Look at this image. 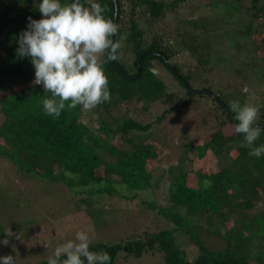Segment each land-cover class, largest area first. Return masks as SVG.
I'll list each match as a JSON object with an SVG mask.
<instances>
[{
	"label": "trees",
	"instance_id": "obj_1",
	"mask_svg": "<svg viewBox=\"0 0 264 264\" xmlns=\"http://www.w3.org/2000/svg\"><path fill=\"white\" fill-rule=\"evenodd\" d=\"M189 1L96 0L119 26L112 39L121 43L120 59L103 66L111 100L92 110L66 109L54 118L43 112L42 100L51 94L33 86L30 58L16 53L28 17L42 18L38 0H0V169L45 180L51 198L62 196L55 188L60 185L88 210L116 199L130 205L136 232L115 245H90L91 251L107 252L110 264H117L119 253L124 258L159 254L157 264H264V156H250V149L241 147L243 136L233 134L238 121L224 103L232 84L215 89L211 80L219 65L225 77L243 68L264 82V72L255 70L264 63V0H203L221 15L213 23L185 17ZM222 42L228 55L214 51ZM204 100L211 107L202 110V123L212 130L202 145L184 138L187 160L167 171L165 147L152 139L153 132L170 118L182 125L185 113L200 109ZM156 107L163 110L153 119ZM255 124L264 129V107ZM260 145L264 131L255 142ZM209 151L222 169L191 170L189 165ZM56 201L61 206L63 201ZM211 235L225 247L211 249L203 239ZM187 241L192 248L185 247Z\"/></svg>",
	"mask_w": 264,
	"mask_h": 264
},
{
	"label": "rangeland",
	"instance_id": "obj_2",
	"mask_svg": "<svg viewBox=\"0 0 264 264\" xmlns=\"http://www.w3.org/2000/svg\"><path fill=\"white\" fill-rule=\"evenodd\" d=\"M182 12L185 17L191 15V17L200 21L210 19L211 23L215 22L213 18L216 20V16L221 17L219 12L216 13L215 8L205 7L203 0L189 1ZM14 13L16 11L10 12V15L12 16ZM210 27H212V24ZM0 31H2V26H0ZM232 41L233 39H229L227 42L232 46L234 44ZM228 49L229 47L222 42L216 44L214 51H222L225 55H228ZM252 56H257L255 51H252ZM218 67L219 65L215 66L216 70L213 72L211 79L214 81V88L218 89L220 87V89L225 90L227 85L232 84L227 89L229 98L224 99L226 105L229 106V101L239 100L241 105L247 103L259 110L264 107V88L259 85L263 84L264 86L263 80L253 75L250 70H243L242 68L240 72L231 74L233 80L231 81V78L222 75L221 68ZM255 70L257 73L264 72V63L261 62L259 66L256 65ZM216 83L222 85L217 86ZM243 83L248 89L246 94L241 91L244 86ZM178 89V87L173 88L171 92ZM201 105L200 109H191L188 113H185L183 119L185 121L184 123L181 122L182 125H176L177 120L170 118L166 120L165 125L160 124L159 128H156L153 132L152 139L165 147L164 158L167 171L171 169L172 164L179 162V159L187 160L185 153L181 150L184 138L192 137L191 142L195 140L199 145H202L205 143L209 131L212 130L213 126L204 125L201 117L202 110H208L211 105L206 100L201 102ZM162 110L159 107L153 108L151 112H154L153 119L155 115H160ZM107 113L108 111L101 114L105 116ZM171 128H176L177 131L171 132ZM166 131H169V133ZM233 134H235V131H233ZM181 141L182 143L179 144ZM235 154L236 151H232L230 156L234 158ZM108 159L112 158L108 157ZM0 163H2L1 158ZM221 164L214 154L209 151L205 158L194 162L189 167L193 171L205 170L207 173L212 174L222 169L219 166ZM9 170L0 169V241L5 238L9 239L7 246L0 244V254L3 256L12 255L16 260V264L47 262L48 257L53 254L55 248L69 240H74L78 231H85L89 235L90 245L98 241H106L111 245H115L121 243L125 237H131L136 232L137 223L135 218L131 217V206L124 202L117 199L116 201L110 200L109 204L101 205V207L96 205L94 209L90 208L88 210L89 207L83 204L78 206V202L71 201L70 198L72 197L69 198L71 192L68 189L60 185L55 186L62 196L53 194V198H51L45 180L40 182L39 178L35 176H29L26 179L24 174L14 173L15 171L11 167ZM159 194L158 201L160 202L163 194ZM150 195L147 193L141 194L142 197L149 199ZM56 200L63 201L61 206L56 204L59 203ZM53 202L54 206H52ZM83 207H86L87 211L82 210ZM34 225L35 227H33ZM49 228H52L51 232L48 231ZM9 230L14 234L11 237H7L6 234ZM222 232L224 233L225 230L223 229ZM17 236H20V239H17ZM203 239L215 251L225 247V243L217 236H204ZM186 246L193 247L188 241L185 244ZM149 254H144L140 258H124L123 254L119 253L117 264H157L160 255L156 254L155 257H152ZM251 264L257 263L252 261Z\"/></svg>",
	"mask_w": 264,
	"mask_h": 264
},
{
	"label": "clouds",
	"instance_id": "obj_3",
	"mask_svg": "<svg viewBox=\"0 0 264 264\" xmlns=\"http://www.w3.org/2000/svg\"><path fill=\"white\" fill-rule=\"evenodd\" d=\"M35 7L41 13L39 20L28 17L25 30L19 34L16 50L19 58H30L35 69L33 86L42 85L50 98L42 100L45 115L58 118L68 109L80 106L92 110L110 102L111 92L104 64L120 59V41L112 39L119 26L103 13L106 5L96 0H38ZM247 93L245 87L241 90ZM229 108L238 121L235 133L243 136L241 147L250 149L249 155L264 156V145L255 146L262 131L255 122L259 109L239 100L229 101ZM7 237L14 234L9 230ZM20 239V236H17ZM0 244L7 246L9 239ZM107 252L90 250L89 235L78 231L74 240L57 246L47 264H110ZM0 264H16L12 255L0 256Z\"/></svg>",
	"mask_w": 264,
	"mask_h": 264
},
{
	"label": "water",
	"instance_id": "obj_4",
	"mask_svg": "<svg viewBox=\"0 0 264 264\" xmlns=\"http://www.w3.org/2000/svg\"><path fill=\"white\" fill-rule=\"evenodd\" d=\"M157 72V71H156Z\"/></svg>",
	"mask_w": 264,
	"mask_h": 264
}]
</instances>
